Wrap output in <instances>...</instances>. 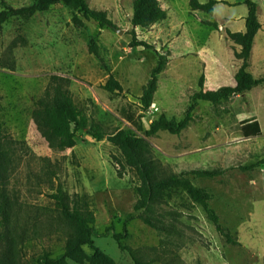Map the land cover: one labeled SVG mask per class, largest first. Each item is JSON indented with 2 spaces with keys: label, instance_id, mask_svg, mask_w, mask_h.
<instances>
[{
  "label": "rangeland",
  "instance_id": "374dc122",
  "mask_svg": "<svg viewBox=\"0 0 264 264\" xmlns=\"http://www.w3.org/2000/svg\"><path fill=\"white\" fill-rule=\"evenodd\" d=\"M34 1L0 0V9L2 3L19 7ZM159 1L167 18L141 29L130 23L132 0H87L91 8L106 12L112 26L122 30L119 35L82 15L78 27L71 20L75 11L64 3L27 20L12 18L0 28V133L10 156L3 178L8 199L0 217V264H37L43 253L65 251L76 229L51 198L58 187L72 203L88 196L94 227L103 234L92 247L69 257V264H133L111 234L104 235L111 224L122 232L124 222L128 236L123 243L147 264H264V164L251 167L264 159V85L219 103L200 100L190 126L179 135L159 132L147 139L160 171L220 172L192 181L208 193V204L231 242L182 189H172V197L147 214L135 212L141 181L133 168L122 167L119 149L106 139L93 140L84 130L73 148L57 151L33 121L50 76L59 75L69 78L73 99L89 122L101 124L107 133L127 128L122 112L144 93L156 51L170 56L158 76L153 103L142 113L145 129L161 114L182 119L202 75L205 91L233 86L240 66L234 53L240 47L228 34L244 32L245 0H217L212 13L192 11L189 0ZM253 1L261 28L249 70L258 78L264 76V0ZM92 40L98 56L88 51ZM109 75L123 87L121 95L111 97L100 88ZM255 120L259 133L245 136L242 124L254 132ZM139 214L150 224L128 221Z\"/></svg>",
  "mask_w": 264,
  "mask_h": 264
},
{
  "label": "trees",
  "instance_id": "16d2710c",
  "mask_svg": "<svg viewBox=\"0 0 264 264\" xmlns=\"http://www.w3.org/2000/svg\"><path fill=\"white\" fill-rule=\"evenodd\" d=\"M58 3H64L75 11L71 20L78 27H81L83 23L78 15H82L86 20H93L102 29L112 25L106 12L91 8L87 0H35L29 5L19 7L2 3L0 28L12 18L27 20L35 13L47 11L52 5ZM217 3V0H207L205 3H200L198 0H189L192 11L200 10L208 13H212L214 5ZM244 4L247 7L244 32L228 34L229 39H232L240 47L234 53L236 59L240 61V66L234 75L235 84L233 86H222L216 90L205 91L203 89L205 78L202 75L198 81L200 89L192 95L191 104L182 119L167 118L161 114L157 119L152 120L148 128L145 129L141 122L142 113L146 112L153 103L154 94L158 88V76L166 69L170 56V52L162 54L156 51L157 63L151 70L144 93L137 98L138 102L127 104L126 109L122 112V116L129 126L125 129H118L113 133H107L101 124L89 122L87 115L76 105L69 90V78L51 75L43 97L37 100L36 108L32 112L33 121L48 146L57 151L71 149L76 144L77 133L84 130L93 140L106 139L121 152L124 160L122 167L126 165L133 168L141 181L136 187L138 198L133 206L135 212L147 214L156 203H166L172 197V189H182L191 200L202 206L207 218L215 225L216 230L225 236L228 242H231L229 234L224 232L219 225L218 215L208 204V193L203 188L194 185L192 181L193 177L213 178L218 176L220 172L218 170L193 169L167 174L165 171H160L153 159V153L147 139L159 132L179 135L190 126L192 122L191 112L200 100L219 103L223 99L240 95L256 86L264 85V76L257 78L249 70L254 37L261 28V23L257 17V4L253 0H245ZM166 18L167 13L161 7L159 0H132L130 23L133 27L147 29ZM142 45L151 48L143 42ZM88 51L98 56L97 44L93 40L89 43ZM100 88L108 92L111 97L123 93V87L113 75H109ZM252 122L254 132L246 131L245 123L242 124V131L245 136H254L259 133L258 123L256 120ZM3 143V136L0 133V217L6 212L5 207L8 198L3 188V178L10 163V156L7 152L9 147L4 149ZM261 164H264V159L252 164L251 167H257ZM117 174L121 175L118 169ZM51 198L61 208L64 218L76 229V235L68 242L64 252L55 256L43 253L36 262L37 264H69V257L79 255L84 246L92 247L94 239L101 237L103 234L94 227L95 217L86 194L81 195L75 203H72L70 197L64 193L61 187H58ZM141 215H132L128 218V221L138 218L142 219L145 224H150L148 217ZM125 223L122 232H115L113 224H111L106 227L104 235L111 234L118 248L128 253L133 264H147L139 258L134 249L123 243V240L128 236Z\"/></svg>",
  "mask_w": 264,
  "mask_h": 264
},
{
  "label": "water",
  "instance_id": "95a60500",
  "mask_svg": "<svg viewBox=\"0 0 264 264\" xmlns=\"http://www.w3.org/2000/svg\"><path fill=\"white\" fill-rule=\"evenodd\" d=\"M111 29H113L115 32H116V34H121L122 33V30L121 29H119V28H116V27H113L112 25H108ZM137 42V41H136Z\"/></svg>",
  "mask_w": 264,
  "mask_h": 264
},
{
  "label": "crops",
  "instance_id": "0c3cea01",
  "mask_svg": "<svg viewBox=\"0 0 264 264\" xmlns=\"http://www.w3.org/2000/svg\"><path fill=\"white\" fill-rule=\"evenodd\" d=\"M160 5H161V2L159 1ZM162 7V6H161Z\"/></svg>",
  "mask_w": 264,
  "mask_h": 264
},
{
  "label": "bare ground",
  "instance_id": "6f19581e",
  "mask_svg": "<svg viewBox=\"0 0 264 264\" xmlns=\"http://www.w3.org/2000/svg\"><path fill=\"white\" fill-rule=\"evenodd\" d=\"M156 110V109H155ZM144 123H146V121H144Z\"/></svg>",
  "mask_w": 264,
  "mask_h": 264
}]
</instances>
